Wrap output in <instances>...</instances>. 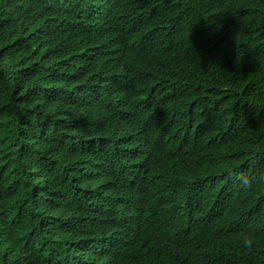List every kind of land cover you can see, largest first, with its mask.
Instances as JSON below:
<instances>
[{"label": "clouds", "instance_id": "1", "mask_svg": "<svg viewBox=\"0 0 264 264\" xmlns=\"http://www.w3.org/2000/svg\"><path fill=\"white\" fill-rule=\"evenodd\" d=\"M79 1L98 4V0ZM163 1L173 8L183 9L188 0ZM51 10L49 8L23 23L27 30L26 38L51 47L59 60L26 50L22 73L28 79L22 84H10L9 99L0 100V132L12 134L13 145L22 151L35 138L46 140V135H60L65 130L64 138L53 139V151L72 179L77 175L73 167L87 160L83 171H88V175L79 178L75 184L79 183L87 190L85 194L90 202L84 206H89L90 212H86L81 205L74 215L60 210L59 219L73 232L59 236L53 249L64 257L70 256L76 247L77 234L82 236L79 243H84L88 237L86 231L94 230L92 225L97 224L110 236L123 238L121 234H127L128 237L116 243L115 250L109 248L110 254H120L131 244L130 250L137 241L129 237L134 230L130 232L127 229V223L133 221L136 224L134 235L140 239L139 246L149 240L145 237L159 235L163 248L169 244L163 243L164 237L172 239L173 234L174 238L177 237L176 243L164 250L186 257L191 264H200V260L204 264H264V229L259 217L255 218L257 223L252 227L256 242L254 257L246 259L243 253L249 245L247 237L238 236L216 249L193 223H182L185 219L177 217L179 211L170 202L174 178L189 169L196 170L205 140L223 138L225 145L217 159V166L226 177H241L243 173V166L238 160V139L234 133L223 134L220 119V112L227 104L235 103L242 93L241 83L228 84L220 82L219 78L222 66L232 60V39L255 26L260 13L240 3L236 16L227 24L225 31L211 29L209 20L200 13L194 21L180 19L177 22V29L181 31L198 28L195 32L182 35L175 42V48L181 59H186L201 76H206L209 89L192 107L164 119L161 129L154 133L138 127L116 93L114 80L151 48L155 40V20L144 13L118 17L114 15V8L107 4L96 15L59 27L54 20L45 19ZM226 46L230 47L228 51L224 49ZM206 66L215 69L204 70ZM2 89L0 83V92ZM160 103L165 104L166 110L170 109L163 100ZM84 110L88 113H82ZM115 131L122 132V135L117 137ZM145 135H148L147 138ZM80 139L82 147L70 150L71 146L79 145ZM100 139L110 145H105ZM138 139L146 144L138 142ZM59 140L63 142L56 145ZM131 169H134L135 177H125L118 183V173L124 174ZM113 171L117 172L114 184L108 183L103 176ZM44 178L41 185L49 188V179ZM160 178H163V197L164 193L169 197L163 198V207L156 200L155 191ZM113 180L112 177L110 181ZM221 187L210 188L198 205L186 214L194 213L193 217L197 220L211 217L213 205L219 202L217 196ZM146 206L149 207L147 210ZM122 212L128 213L126 219L121 218ZM163 212L167 215L164 220ZM261 212L264 220V207ZM95 213L98 214L97 220H89L92 219L89 214ZM136 214H140L138 219L134 218ZM165 228L176 233L169 234ZM91 238L94 242L98 239L95 230ZM27 241L26 237H21L19 243ZM97 242H100L99 239ZM90 244L94 245L93 242ZM99 245L103 247L102 251H106L105 248L112 247L113 242ZM18 251L29 255L25 246H18ZM193 258L196 260L193 261ZM53 261L58 262L56 259ZM67 262L68 259L65 264Z\"/></svg>", "mask_w": 264, "mask_h": 264}, {"label": "trees", "instance_id": "2", "mask_svg": "<svg viewBox=\"0 0 264 264\" xmlns=\"http://www.w3.org/2000/svg\"><path fill=\"white\" fill-rule=\"evenodd\" d=\"M240 3L259 12V20L255 26L232 39V60L222 66L219 81L241 83L242 93L235 103L227 104L220 112V119L223 134L231 132L238 139V160L243 166V173L241 177H226L217 166V159L225 145L223 138L205 140L196 170L189 169L174 178L170 202L179 211L177 217L185 219L182 223H193L216 249L238 236L247 237L249 245L243 255L252 259L256 243L252 227L257 223L256 217L263 222L264 229L261 212L264 207V0H188L183 9L173 8L163 0H98L97 5L79 0H0V83L3 85L0 100L9 99L10 84H22L28 79L22 73L26 50L59 60L54 49L26 38L25 20L38 17L52 8L46 21L54 20L59 27H66L79 19L98 14L110 4L115 16L144 13L155 20V40L151 48L130 69L115 78L114 89L138 127L156 133L164 119L189 109L209 89L206 76H201L198 69L192 68L186 59H181L175 48V42L182 35L195 32L198 28L181 31L177 29V22L180 19L194 21L200 13L209 20L211 29L225 31L227 24L236 16ZM224 49L228 51L230 47ZM214 69L209 66L204 68L207 71ZM161 100L168 104L169 110L164 103H160ZM65 132L46 135V140L35 138L22 151L13 145L12 134L0 132V264H65L66 259L67 264H191L186 257L164 250L176 243L177 237L174 238L173 234L172 239L164 237L163 243L169 244L163 248L159 235L145 237L149 240L139 246L140 239L134 235L136 224L133 221L127 223V229L130 232L134 230L129 237L137 241L130 250L131 244L120 254H110L109 248L115 250L116 243L128 237L127 234L116 238L97 224L92 226L100 242H97L98 239L93 241L94 230L91 229L86 231L88 237L85 236L87 240L84 243H79L82 236L77 234L76 247L70 256L64 257L53 249L59 236L73 232L59 219L58 212L63 210L74 215L80 205L90 212L89 206H84L90 202L85 194L87 190L81 188V184H75L79 178L88 175V171H83L87 160L73 167L77 175L72 179L53 151V139L64 138ZM115 133L117 137L122 135L119 131ZM137 141L146 144L140 139ZM62 142L59 140L56 145ZM78 143L70 150L81 148L82 140ZM133 172L134 169L118 173L117 182L125 177H135ZM43 175L49 179V188L41 185L45 180ZM116 175L117 172L113 171L103 176L108 183L114 184ZM112 177L114 180L110 181ZM166 181L169 182V178ZM213 186L222 187L217 196L219 202L213 205L212 216L207 220H197L193 217L194 213L186 214ZM155 191L156 200L163 207V198L169 199L165 193L163 197V178L158 179ZM57 204L59 206L55 209ZM148 208L146 206V210ZM89 215L91 221L98 218L97 213ZM139 215L134 218L138 219ZM166 216L163 212V220ZM127 217V212L121 213V218ZM165 229L169 234L176 233L170 228ZM21 237H26L28 241L19 243ZM111 240L113 246L102 251L99 243L108 244ZM18 246H25L29 255L21 254ZM127 250L129 253L125 255ZM200 264H204L202 260Z\"/></svg>", "mask_w": 264, "mask_h": 264}, {"label": "bare ground", "instance_id": "3", "mask_svg": "<svg viewBox=\"0 0 264 264\" xmlns=\"http://www.w3.org/2000/svg\"><path fill=\"white\" fill-rule=\"evenodd\" d=\"M19 148H21V147H19ZM39 190H41V189H39Z\"/></svg>", "mask_w": 264, "mask_h": 264}]
</instances>
